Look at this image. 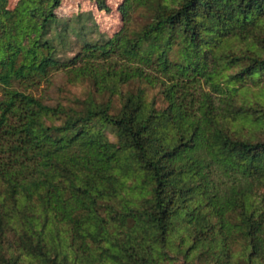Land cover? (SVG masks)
Instances as JSON below:
<instances>
[{
	"label": "trees",
	"instance_id": "1",
	"mask_svg": "<svg viewBox=\"0 0 264 264\" xmlns=\"http://www.w3.org/2000/svg\"><path fill=\"white\" fill-rule=\"evenodd\" d=\"M61 2L0 0V264H264V0H122L72 56Z\"/></svg>",
	"mask_w": 264,
	"mask_h": 264
},
{
	"label": "rangeland",
	"instance_id": "2",
	"mask_svg": "<svg viewBox=\"0 0 264 264\" xmlns=\"http://www.w3.org/2000/svg\"><path fill=\"white\" fill-rule=\"evenodd\" d=\"M18 0H8L13 7ZM122 0H104L108 10L100 9L94 0H62L56 12L69 19L68 40L62 55L72 56L86 41L110 37L122 25L118 7ZM22 87V86H21ZM91 89L88 81L70 82L62 71L53 72L50 80L24 90L41 97L46 103L72 104L75 98L83 99ZM114 96L115 103L117 98Z\"/></svg>",
	"mask_w": 264,
	"mask_h": 264
}]
</instances>
